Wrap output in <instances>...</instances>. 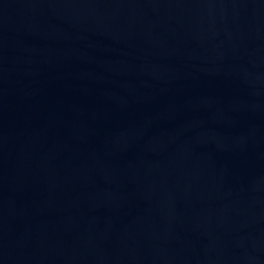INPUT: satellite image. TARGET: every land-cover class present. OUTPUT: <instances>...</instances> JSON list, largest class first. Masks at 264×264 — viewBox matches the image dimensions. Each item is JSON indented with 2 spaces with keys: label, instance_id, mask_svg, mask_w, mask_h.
I'll list each match as a JSON object with an SVG mask.
<instances>
[{
  "label": "water",
  "instance_id": "1",
  "mask_svg": "<svg viewBox=\"0 0 264 264\" xmlns=\"http://www.w3.org/2000/svg\"><path fill=\"white\" fill-rule=\"evenodd\" d=\"M0 264H264V0H0Z\"/></svg>",
  "mask_w": 264,
  "mask_h": 264
}]
</instances>
